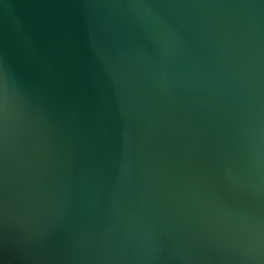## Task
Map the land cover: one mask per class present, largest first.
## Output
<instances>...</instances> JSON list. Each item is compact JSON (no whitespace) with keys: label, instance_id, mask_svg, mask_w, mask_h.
<instances>
[{"label":"water","instance_id":"95a60500","mask_svg":"<svg viewBox=\"0 0 264 264\" xmlns=\"http://www.w3.org/2000/svg\"><path fill=\"white\" fill-rule=\"evenodd\" d=\"M0 264H264V0H0Z\"/></svg>","mask_w":264,"mask_h":264}]
</instances>
